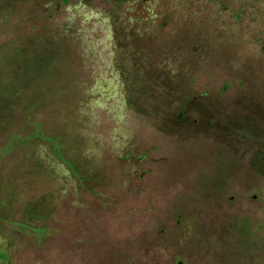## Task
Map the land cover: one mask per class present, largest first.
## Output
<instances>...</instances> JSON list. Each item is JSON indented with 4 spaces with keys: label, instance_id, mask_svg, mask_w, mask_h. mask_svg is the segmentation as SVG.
<instances>
[{
    "label": "rangeland",
    "instance_id": "rangeland-1",
    "mask_svg": "<svg viewBox=\"0 0 264 264\" xmlns=\"http://www.w3.org/2000/svg\"><path fill=\"white\" fill-rule=\"evenodd\" d=\"M6 264H264V0H0Z\"/></svg>",
    "mask_w": 264,
    "mask_h": 264
},
{
    "label": "trees",
    "instance_id": "trees-1",
    "mask_svg": "<svg viewBox=\"0 0 264 264\" xmlns=\"http://www.w3.org/2000/svg\"><path fill=\"white\" fill-rule=\"evenodd\" d=\"M5 243V240L3 237H0V246H2ZM7 263V253L5 250L0 248V264H6Z\"/></svg>",
    "mask_w": 264,
    "mask_h": 264
},
{
    "label": "water",
    "instance_id": "water-1",
    "mask_svg": "<svg viewBox=\"0 0 264 264\" xmlns=\"http://www.w3.org/2000/svg\"><path fill=\"white\" fill-rule=\"evenodd\" d=\"M176 264H182V262L180 260H177Z\"/></svg>",
    "mask_w": 264,
    "mask_h": 264
}]
</instances>
